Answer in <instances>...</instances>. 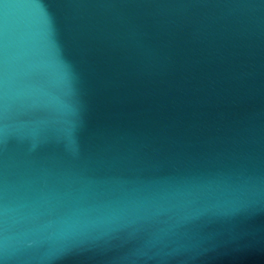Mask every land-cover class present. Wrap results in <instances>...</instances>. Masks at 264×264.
<instances>
[{
	"label": "water",
	"instance_id": "water-1",
	"mask_svg": "<svg viewBox=\"0 0 264 264\" xmlns=\"http://www.w3.org/2000/svg\"><path fill=\"white\" fill-rule=\"evenodd\" d=\"M2 264H264V0H0Z\"/></svg>",
	"mask_w": 264,
	"mask_h": 264
},
{
	"label": "snow or ice",
	"instance_id": "snow-or-ice-1",
	"mask_svg": "<svg viewBox=\"0 0 264 264\" xmlns=\"http://www.w3.org/2000/svg\"><path fill=\"white\" fill-rule=\"evenodd\" d=\"M0 264H2V261H0Z\"/></svg>",
	"mask_w": 264,
	"mask_h": 264
}]
</instances>
